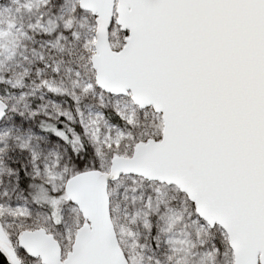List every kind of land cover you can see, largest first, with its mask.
<instances>
[{"label":"snow or ice","instance_id":"1","mask_svg":"<svg viewBox=\"0 0 264 264\" xmlns=\"http://www.w3.org/2000/svg\"><path fill=\"white\" fill-rule=\"evenodd\" d=\"M0 264H264V0H0Z\"/></svg>","mask_w":264,"mask_h":264}]
</instances>
